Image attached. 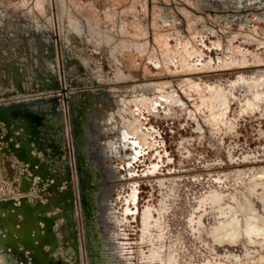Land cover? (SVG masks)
<instances>
[{
    "label": "rangeland",
    "instance_id": "rangeland-1",
    "mask_svg": "<svg viewBox=\"0 0 264 264\" xmlns=\"http://www.w3.org/2000/svg\"><path fill=\"white\" fill-rule=\"evenodd\" d=\"M45 57L55 88L35 80ZM0 82L1 116L12 127L8 109L56 100L54 162L24 132L52 177L68 173L73 199L67 207L65 188L51 185L32 200L42 186L18 184L23 163L6 164L0 151L17 186V196L0 197V236L23 264H92L93 254L110 264L113 251L112 264H159L143 257L152 247L141 239L146 208L165 227L163 251L175 247L180 264H264L262 247L244 238L219 246L210 236L233 209L244 223L253 208L264 228V0H0ZM79 137L115 147L97 213L105 182L91 160L92 180L79 173ZM218 205L232 211L221 217ZM60 246L72 256L58 257Z\"/></svg>",
    "mask_w": 264,
    "mask_h": 264
},
{
    "label": "flooded vegetation",
    "instance_id": "flooded-vegetation-1",
    "mask_svg": "<svg viewBox=\"0 0 264 264\" xmlns=\"http://www.w3.org/2000/svg\"><path fill=\"white\" fill-rule=\"evenodd\" d=\"M41 65L43 66L44 71L40 72L35 76V80L37 82L42 83L43 85H47L49 88H55L56 86V80L55 77L53 76L52 78L47 76V71L49 69H53L52 67V62L50 58L45 57L41 61ZM8 80V78H7ZM11 84V82L8 80ZM10 86V85H9ZM1 87L5 88V85L0 82V90L2 89ZM56 100L49 101V102H43V103H26L23 105H20L16 108H11L8 109V117L9 119L13 120L15 123V126L22 129L19 130L18 132L16 127H12L11 125H8L7 121L5 118H3L2 112L3 109L0 108V122H3L5 129L1 130L0 129V151L2 153V156L4 158V162L6 164L10 161V158H16L20 162L23 163V168L21 172V181L19 178H16V181L19 183H22L23 186H26L31 183H35L39 186H42V189L36 190L35 191H30L29 194L30 197H32L34 200V195H37L39 193H45L44 190L46 188L49 189H59L63 190L65 188L66 190V195L68 197V200L65 201L67 207H70L72 204V192H71V187H70V181L68 177V173H65L62 176L58 177H52L53 171H49V169L42 165V163L39 161V157L36 156L34 153H32L31 149H29L28 143L30 142L26 137L27 132L30 135L31 141L33 142V146L35 147L36 151L40 152L43 156H46V153L48 152V159L54 162V152L48 151L50 148H52L55 145V141H58V135L56 134V131L58 130V122L56 121ZM77 126L82 129L84 128L85 131L87 132L88 124H83L81 121L76 120L75 121ZM25 131V132H24ZM120 135L121 138H126L129 134L125 129L120 130ZM91 140L90 142L98 143L100 142L101 147L103 148L104 153L107 155V158H112V151L115 150L114 148H109L106 141L104 139H93L89 137ZM134 142H137L136 140ZM85 141L81 140V138H77L75 140V150H76V158L78 162V170L79 173L82 175L83 179H88V181L92 180L93 174L91 173V169H87L85 167V157H86V151L84 150L85 146ZM12 161V160H11ZM262 171V170H261ZM113 172L109 167L104 164L103 165V181L105 182L103 188L104 192L108 193L111 191V187L107 185V179H110L111 174ZM254 174V172H252ZM51 176V178H50ZM255 176V175H253ZM36 178L37 181H34L33 179ZM50 178V179H49ZM54 178V179H52ZM63 180V181H62ZM54 181V182H53ZM61 181L63 182V188L61 186ZM49 182V183H48ZM53 182V183H52ZM33 183V184H34ZM43 183V184H41ZM17 184V183H16ZM22 186V187H23ZM19 185V189H20ZM13 194L14 196H17V186H15V183L10 181L7 171L0 165V197L7 195V194ZM47 195V193H45ZM46 195H43L46 197ZM26 196H21L19 197L20 202L22 204H25L28 208H33L28 204V202L25 201ZM136 197V192L134 189H132L129 198H127V201H132L135 200ZM95 203L93 202V205ZM105 205L107 203L105 202ZM43 206V205H40ZM16 209H21V207H16ZM41 211V207L39 209ZM126 210H129L127 208ZM254 210V209H252ZM232 210H229V212ZM22 212V211H21ZM20 211V213L22 215ZM235 210L231 212L230 214L235 216ZM30 214V212H28ZM227 214V211H226ZM249 214V213H248ZM53 216L55 214H52ZM256 216V215H255ZM257 217V216H256ZM26 218V217H25ZM48 219V218H47ZM230 215L229 218H225L223 221L229 223ZM221 220H218L217 223H219ZM142 237L141 239L143 241H149L151 242V249L149 251V254H145L143 257L148 260V261H155L157 260L159 264H180V259H179V253L177 252L176 248L173 247L172 245L169 246L167 252L163 251L164 245L162 244V239L164 238V226L162 225L161 218L159 217L158 219H153L152 220V214L149 208H146L143 213H142ZM224 222V223H225ZM258 221H246L244 220V223H240V230L243 232L242 234H245V229L251 226H258L257 224ZM60 221H56L54 223L55 228L58 226ZM213 225L210 228V236L213 234V232L217 229L218 224ZM212 237V236H211ZM241 238H244L245 241L248 243V240L245 238L243 235ZM213 239V238H212ZM240 239V238H239ZM154 240H157L158 242L155 243ZM238 240L229 243L223 241L224 245L230 244L235 247H238ZM114 247V244H112ZM10 247L7 245V243L2 240L0 236V264H16L15 260L13 258L12 252L9 251ZM18 258H22L20 253L17 251H14ZM57 255L61 259H67L70 256H72V252L69 250V248H65L64 246H60L57 250ZM113 259L108 260L110 264H112V260L115 259V256L117 255L116 252H112ZM245 254H249L246 252ZM93 259H92V264H101V257H99L96 254H93ZM264 261V257L261 259ZM188 264H191L189 262ZM193 264V263H192ZM207 264H212V262L207 260Z\"/></svg>",
    "mask_w": 264,
    "mask_h": 264
},
{
    "label": "bare ground",
    "instance_id": "bare-ground-1",
    "mask_svg": "<svg viewBox=\"0 0 264 264\" xmlns=\"http://www.w3.org/2000/svg\"><path fill=\"white\" fill-rule=\"evenodd\" d=\"M81 130L83 132H85L84 128H82ZM84 144H85L84 150L86 151L85 159L93 161L95 164V167H93V168L99 169L101 171V173H103V165L106 164L105 161L107 159V155L104 153L100 142L94 143V142H90V140L86 139ZM91 173H92V170H91ZM256 177L257 176H255V178ZM107 195H108V193L103 192V193L99 194L98 197L96 198V200L94 201L95 204L93 206L95 207L96 213H97V205H101L100 207L104 210V208L106 206L105 202L107 203V200H106L107 198H105ZM221 197H222L221 193L216 192V191H211L209 193L208 198L210 199V201L212 203H217L220 201ZM224 209L225 208H223V210L220 209V211L218 212V214H220L221 217H226V211ZM252 209L253 208L249 207V214L244 218L246 223L250 220H252V221H254V220L258 221L259 220V217L258 216L256 217L255 214L252 213ZM229 210H232V207L229 206L227 213L229 212ZM233 210H235V209H233ZM240 223H241V220L238 219V217L230 214L229 223H227L225 227H220V228L217 227V229L211 235L213 238V241L216 244H218L219 246H223L224 245L223 241L228 242V240H229L230 241L229 243H232L236 240H239V238H241L244 235L245 238L248 240L249 244H255L256 246L258 245L259 247H262L264 249V228L260 225L261 223L259 224L257 222L258 226H256V227L251 226V227H248L247 229H245L244 230L245 234H242L243 232L240 230V226H241ZM104 225H105V222H104ZM110 225H112V224H110ZM111 246L113 247L112 244H111ZM8 250L12 252V255H13V258H14L16 264H23L24 263L23 259L18 258L16 253L12 250V248H9Z\"/></svg>",
    "mask_w": 264,
    "mask_h": 264
},
{
    "label": "crops",
    "instance_id": "crops-1",
    "mask_svg": "<svg viewBox=\"0 0 264 264\" xmlns=\"http://www.w3.org/2000/svg\"><path fill=\"white\" fill-rule=\"evenodd\" d=\"M220 207H221V208H220ZM223 208H224V207L218 205V207H217L218 212L220 211V209L223 210ZM192 221H193V219H190V222H192ZM197 222H198V223H201L200 218L197 220ZM224 222H225V221L221 220L219 223H217V224H218V228H220V227H225V226H226V222H225V223H224Z\"/></svg>",
    "mask_w": 264,
    "mask_h": 264
}]
</instances>
